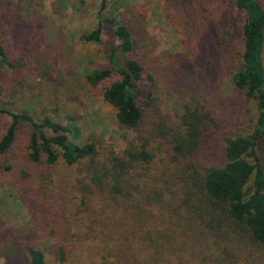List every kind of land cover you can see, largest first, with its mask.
Instances as JSON below:
<instances>
[{"label": "rangeland", "instance_id": "rangeland-1", "mask_svg": "<svg viewBox=\"0 0 264 264\" xmlns=\"http://www.w3.org/2000/svg\"><path fill=\"white\" fill-rule=\"evenodd\" d=\"M231 1H107V16L125 21L139 34L136 54L153 77L152 84L142 89L153 94L155 102L147 109L141 135L153 140L155 159L129 179L131 185L140 183L146 194L155 197L157 218L174 216L173 207L186 197L183 173L175 171L171 135H166L180 129L185 106H202L219 126L208 128L200 152L191 161H177L183 163L181 169L193 164L201 171L220 163L226 140L251 132L256 104L233 90L230 72L235 59L227 64L221 60L214 37V31L225 24V16L226 21L236 20L232 26L242 24ZM1 2V25L9 38L11 66L1 69L0 105L26 112L37 121L48 116L71 124L78 133L76 144L98 140L102 148L112 146L120 152L126 146V135L136 139L135 132L118 125L117 111L105 101L103 88L94 90L86 82L87 74L107 66V55L117 45L111 28L99 46L82 39L97 26L102 0ZM209 18L210 32L203 27H208L204 23ZM237 40L234 56L243 49L241 34ZM10 124V118L0 114V139ZM29 134L30 127L21 124L13 149L0 156V264L24 263L29 246L40 248L47 264H129L131 261L103 257L99 241L90 231L106 208L100 213L102 207L93 205L91 199L99 197L90 196L86 189L84 179L89 178L62 163L49 169L30 162ZM259 155L264 164V140ZM62 245L64 258L59 253ZM200 246L207 256L215 250L210 239H200Z\"/></svg>", "mask_w": 264, "mask_h": 264}, {"label": "trees", "instance_id": "trees-1", "mask_svg": "<svg viewBox=\"0 0 264 264\" xmlns=\"http://www.w3.org/2000/svg\"><path fill=\"white\" fill-rule=\"evenodd\" d=\"M107 1L102 0L97 26L82 39L99 46L107 28H111L117 45L107 55V66L87 74L86 82L94 90L103 88L105 101L117 111L120 128L135 132L137 138L126 135V146L120 152L112 146L102 148L98 140L76 144L78 133L73 132L71 124L64 125L48 116L37 121L26 112L17 113L0 105V114L11 120L0 139V156L11 152L19 128L25 124L30 127V162L49 169L62 163L78 168L89 178L84 179L86 189L90 196L99 197L91 199L93 205L102 207L100 213L106 208L90 230L99 241L103 257L131 261L129 264H264V164L259 155L264 140V3L232 0V11L243 18L242 24L232 26L236 20L226 21L224 15L225 24L214 31L221 60L227 64L235 59L230 72L233 90L256 104L251 132L229 137L220 163L202 167V172L193 164L181 169L183 163L178 162L191 161L200 152L208 128L219 126L202 106H185L180 129L166 135H171L175 171L183 173L186 197L173 207L174 216L163 219L157 218L155 197L146 194L140 183L131 185L129 179L155 159L153 140L141 135L147 109L155 102L153 94L142 89L152 84L153 77L136 54L139 34L125 21L107 16ZM205 12L210 14V9ZM2 13L0 0V101L1 69L11 66ZM210 22L209 18L204 23L208 27L203 26L208 32ZM239 34L243 49L234 56ZM161 205L171 207L170 203ZM200 239L214 241L213 253L206 255ZM64 247L59 249L62 258ZM21 264H47V257L40 248L29 246L26 261Z\"/></svg>", "mask_w": 264, "mask_h": 264}]
</instances>
